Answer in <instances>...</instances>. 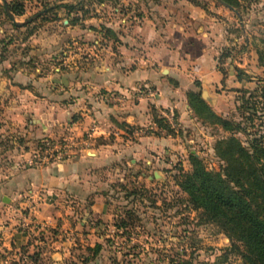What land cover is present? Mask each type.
Returning <instances> with one entry per match:
<instances>
[{
    "label": "rangeland",
    "instance_id": "1",
    "mask_svg": "<svg viewBox=\"0 0 264 264\" xmlns=\"http://www.w3.org/2000/svg\"><path fill=\"white\" fill-rule=\"evenodd\" d=\"M223 2L0 0V184L18 166L43 163L30 164L44 140L30 142L26 130L14 124L26 120H15L12 101L28 102L35 91L43 96L44 87L33 89L39 78L50 86L49 75L94 71L103 60L116 61L123 44L124 55L148 59V67L159 75L170 67L182 69L189 60L184 71L198 77L199 54L210 51L223 79L209 93L194 78L191 91L232 123L228 129L214 118L199 116L192 106L196 117L184 123L157 108L155 121L166 119L172 128H157V133L162 129L176 137V146L136 164L125 159L119 167L100 171L99 194L106 204L102 214L90 212L88 198L84 207L72 202L71 211L63 209L62 216L51 206L41 220L29 207L10 208L9 201L0 199V264H251L180 186L183 175L193 170V155L206 169L223 171L226 161L219 147L231 136L249 150L255 143L264 149V0H233L235 8ZM5 3L21 24L12 20ZM13 6L23 7V13H13ZM151 21L158 36L147 42L150 34L139 26L153 25ZM119 33L124 35L120 42ZM238 69L250 78L239 80ZM19 70L28 74L23 84L33 87L31 93L11 87L10 71ZM83 83L82 89L87 86ZM145 83L136 87L137 93L153 92L159 98L156 87Z\"/></svg>",
    "mask_w": 264,
    "mask_h": 264
},
{
    "label": "crops",
    "instance_id": "2",
    "mask_svg": "<svg viewBox=\"0 0 264 264\" xmlns=\"http://www.w3.org/2000/svg\"><path fill=\"white\" fill-rule=\"evenodd\" d=\"M151 23L153 25L144 22L142 27L139 26L140 29L144 28L143 32L145 28L149 32L150 35L144 39L147 42L158 36L157 25ZM119 35L118 42L120 38L124 40V35ZM124 47L123 44L121 56L116 61L103 60L101 68L88 70L91 73L80 70L76 73L72 71L74 77L72 74L60 75L57 85L55 82L59 77L49 75L47 77L52 81L50 86L46 85V78H39V81L34 80L33 88L27 83L23 84V78H28L27 73L24 74L22 70L15 73L10 71L11 87L20 86L24 92L31 87L36 90L44 87L43 96L35 91L33 99L28 102L20 105L12 101L15 106L11 108L16 111L12 114L15 120H26L14 124L26 130L30 142L82 137V142L64 160L41 166H18L4 179L0 184V199L2 202L9 201L5 203L10 208L29 207L43 220L46 218L45 209L51 206H55L57 216H62L63 209L71 211L72 202L84 207L89 198L90 212L93 215L102 214L106 204L99 194L101 172H108L113 166L119 167L125 159L136 164L151 153L168 152V147L176 146V137L162 129L158 131L160 135L157 133L159 127L154 119L157 108L163 116L176 114L180 122L194 120L192 117L195 114L192 115L193 109L186 94L195 90L194 78H200L203 88L208 89L209 93L223 79L215 58L212 57L210 61V51L207 49L199 54L198 77H192L191 72L184 71L189 60L181 62L182 69L170 67L168 71L163 69L162 75H159L148 67V59L143 60L141 55H124ZM143 62L146 64L143 65ZM71 77L76 80L68 79ZM81 79L84 80L83 84H87L83 89L79 85L82 84ZM143 80L146 85L156 87L155 93L159 92V98L153 92L137 93L136 87ZM99 89H103V93L99 94ZM146 126L150 130L144 132ZM86 133L89 136L84 137ZM84 221L80 223L83 225Z\"/></svg>",
    "mask_w": 264,
    "mask_h": 264
},
{
    "label": "trees",
    "instance_id": "3",
    "mask_svg": "<svg viewBox=\"0 0 264 264\" xmlns=\"http://www.w3.org/2000/svg\"><path fill=\"white\" fill-rule=\"evenodd\" d=\"M223 1L235 8L233 0ZM10 8L15 14L23 13V7ZM238 78L250 75L238 69ZM188 97L199 116L214 118L224 127L232 128V123L218 116L200 94L190 91ZM165 121L158 119V127L171 131ZM219 150V156L226 161L223 171L206 169L193 155V170L183 175L180 186L193 205L203 209L209 221L223 228L233 240V249L251 264H264V149L255 143L249 150L231 136Z\"/></svg>",
    "mask_w": 264,
    "mask_h": 264
},
{
    "label": "built area",
    "instance_id": "4",
    "mask_svg": "<svg viewBox=\"0 0 264 264\" xmlns=\"http://www.w3.org/2000/svg\"><path fill=\"white\" fill-rule=\"evenodd\" d=\"M85 136H89V133H86ZM82 137L80 136H70L61 139H45L41 144L40 154L36 152L35 156L30 159V164L34 165H43L44 163H50L61 161L67 158L72 150L82 142ZM40 166V165H39Z\"/></svg>",
    "mask_w": 264,
    "mask_h": 264
},
{
    "label": "water",
    "instance_id": "5",
    "mask_svg": "<svg viewBox=\"0 0 264 264\" xmlns=\"http://www.w3.org/2000/svg\"><path fill=\"white\" fill-rule=\"evenodd\" d=\"M4 1H5V0H4ZM220 1H222V0H220ZM223 3H225V2H223ZM225 4H226L227 6H229L227 3H225ZM5 7H6L8 13H9L10 17L12 18V20H13L16 24H21V23H19V22L16 21L15 16L10 12L9 7H8V5H7L6 3H5ZM229 7H231V6H229ZM57 82H59L58 79H57Z\"/></svg>",
    "mask_w": 264,
    "mask_h": 264
}]
</instances>
